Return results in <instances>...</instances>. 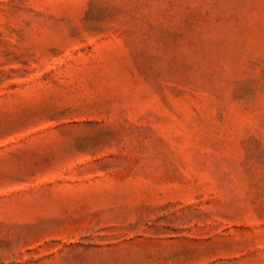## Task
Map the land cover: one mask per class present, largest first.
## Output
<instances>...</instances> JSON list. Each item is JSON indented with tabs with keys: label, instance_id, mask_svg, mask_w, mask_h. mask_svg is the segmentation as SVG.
Wrapping results in <instances>:
<instances>
[{
	"label": "rangeland",
	"instance_id": "374dc122",
	"mask_svg": "<svg viewBox=\"0 0 264 264\" xmlns=\"http://www.w3.org/2000/svg\"><path fill=\"white\" fill-rule=\"evenodd\" d=\"M0 264H264V0H0Z\"/></svg>",
	"mask_w": 264,
	"mask_h": 264
}]
</instances>
